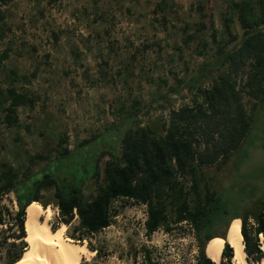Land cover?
<instances>
[{
  "label": "rangeland",
  "instance_id": "rangeland-1",
  "mask_svg": "<svg viewBox=\"0 0 264 264\" xmlns=\"http://www.w3.org/2000/svg\"><path fill=\"white\" fill-rule=\"evenodd\" d=\"M158 1L0 0V55L4 50L8 53L7 59L0 60V88L14 86L38 97L33 108H18L20 127L1 123L0 107V163L19 172H36L46 161L30 167L28 157L35 153L49 154L52 159L62 147L78 149L86 140L129 117L140 125L158 127L172 108L190 103L191 96L179 87L176 78L186 80L213 52L198 55L197 40L185 41L190 30L185 31L184 24L189 23L193 30L196 22H206L209 39L210 23L223 30L225 7L238 0H168L166 10L157 7ZM198 6L203 7L205 16ZM234 30L239 35L242 32L237 19ZM201 83L208 85V81ZM134 99L140 101L135 111L120 112H125ZM243 100L248 108L254 103L246 95ZM59 137L66 142L58 145ZM85 153L78 155L82 158ZM55 168L51 162L49 169L55 172ZM67 170L61 166L57 172ZM209 170L215 177L212 184L222 196L210 230L224 232L230 217L250 214L263 205L264 103L226 163ZM94 190V183L87 181L83 192ZM52 192L42 191L44 199L53 202ZM1 204L0 264H6L22 240L12 237L18 232L14 194L5 193ZM142 204L125 199L113 203L112 223L89 237L101 249L98 264H143L140 253L135 261L128 253L129 248L139 250L142 244L150 248L152 259L159 264H194L192 227L183 221L172 224L168 232L158 229L146 237V207ZM48 206L51 227L57 228L64 222L57 208ZM77 222L74 217L62 231L74 243L78 242L71 238V228ZM246 225L254 239V226L248 219ZM93 256L86 252L80 262H89Z\"/></svg>",
  "mask_w": 264,
  "mask_h": 264
},
{
  "label": "trees",
  "instance_id": "trees-1",
  "mask_svg": "<svg viewBox=\"0 0 264 264\" xmlns=\"http://www.w3.org/2000/svg\"><path fill=\"white\" fill-rule=\"evenodd\" d=\"M168 4V0H159L157 7L166 10ZM225 8L223 30H216L211 22L209 39L205 35L206 22H196L193 30L189 23L184 24V30H190L185 41L197 40L196 53L203 56L211 50L213 53L186 80L176 78L179 87L191 96L190 103L172 108L158 127L125 118L86 140L78 149L64 146L52 159L42 153L29 156L30 167L46 161L36 172L29 169L19 172L0 163V223L3 195L11 191L17 205L14 219L18 232L12 237L20 239L25 234L23 221L28 204L36 202L42 208L52 205L58 209L60 221L67 225L77 217L71 238L78 243L86 241L88 249L94 252L91 261L82 259L79 264H98L101 249L89 237L112 223L113 203L125 199L146 205L143 222L146 237L158 229L168 232L172 224L186 221L198 245L195 264H214L205 255V247L211 239H225L226 229L233 221L241 224L247 260L255 263L261 259L264 252L257 247V239L250 238L246 221L248 217L254 218L255 235L260 232L264 235V203L251 215L230 217L224 232L210 230L222 196L212 184L215 177L209 168L222 167L251 127L252 111H247L244 96L254 100L252 110L258 101L264 100V0L231 1ZM198 9L205 16L203 7ZM235 19L242 29L240 35L234 30ZM224 33L226 37L220 35ZM7 57L4 50L0 60ZM203 81H208V85H202ZM37 100L36 95L14 86L0 88L1 123L20 127L18 108H33ZM139 106L140 101L134 99L125 112L123 109L120 112L130 113ZM64 142L66 139L59 137L57 144ZM1 149L0 144V152ZM82 151L86 153L81 158L78 154ZM51 162L55 172L49 169ZM61 166L68 172H57ZM87 181L94 183L93 193L83 192ZM50 189L53 202L42 195V191ZM20 244L6 264L16 261L27 247L23 240ZM128 253L132 261L140 253L143 264H159L152 259L146 244L140 245L139 250L129 248ZM221 259L223 264L231 263L232 249L226 241Z\"/></svg>",
  "mask_w": 264,
  "mask_h": 264
},
{
  "label": "bare ground",
  "instance_id": "bare-ground-1",
  "mask_svg": "<svg viewBox=\"0 0 264 264\" xmlns=\"http://www.w3.org/2000/svg\"><path fill=\"white\" fill-rule=\"evenodd\" d=\"M51 208H42L36 202L25 207L24 231L21 237L27 244L19 258L11 264H79L84 253L94 254L86 244L71 242L64 237L63 223L52 228L49 222ZM232 249V264H264V255L255 263L247 260L243 249L240 223L233 221L225 235V239L216 237L211 239L205 247V255L214 263L221 264V251L224 242Z\"/></svg>",
  "mask_w": 264,
  "mask_h": 264
},
{
  "label": "built area",
  "instance_id": "built-area-1",
  "mask_svg": "<svg viewBox=\"0 0 264 264\" xmlns=\"http://www.w3.org/2000/svg\"><path fill=\"white\" fill-rule=\"evenodd\" d=\"M144 207H146L145 204H142ZM58 211V209H57ZM145 215H146V211H145ZM76 217V216H75ZM249 223H251V225H253L255 227L256 223L254 220H252V218H248ZM255 239H257V247L260 248L263 252H264V235L262 232L258 233L257 235H255ZM192 241H194V244L192 246V253L195 255V262H196V258H197V254H198V245L197 242L195 240V238L193 237ZM195 264V263H194Z\"/></svg>",
  "mask_w": 264,
  "mask_h": 264
},
{
  "label": "crops",
  "instance_id": "crops-1",
  "mask_svg": "<svg viewBox=\"0 0 264 264\" xmlns=\"http://www.w3.org/2000/svg\"><path fill=\"white\" fill-rule=\"evenodd\" d=\"M264 103V100L259 101L258 103H256V106L253 108V110L251 109V107H247L246 109L248 112L252 111V117L254 116L255 112L262 106V104Z\"/></svg>",
  "mask_w": 264,
  "mask_h": 264
},
{
  "label": "water",
  "instance_id": "water-1",
  "mask_svg": "<svg viewBox=\"0 0 264 264\" xmlns=\"http://www.w3.org/2000/svg\"><path fill=\"white\" fill-rule=\"evenodd\" d=\"M228 227V226H227ZM227 230V229H226ZM226 233V232H225Z\"/></svg>",
  "mask_w": 264,
  "mask_h": 264
}]
</instances>
